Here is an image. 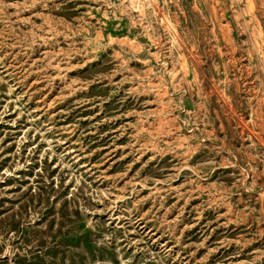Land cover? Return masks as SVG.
<instances>
[{"label": "rangeland", "instance_id": "1", "mask_svg": "<svg viewBox=\"0 0 264 264\" xmlns=\"http://www.w3.org/2000/svg\"><path fill=\"white\" fill-rule=\"evenodd\" d=\"M0 264H264V0H0Z\"/></svg>", "mask_w": 264, "mask_h": 264}, {"label": "bare ground", "instance_id": "2", "mask_svg": "<svg viewBox=\"0 0 264 264\" xmlns=\"http://www.w3.org/2000/svg\"><path fill=\"white\" fill-rule=\"evenodd\" d=\"M223 100V99H222Z\"/></svg>", "mask_w": 264, "mask_h": 264}]
</instances>
